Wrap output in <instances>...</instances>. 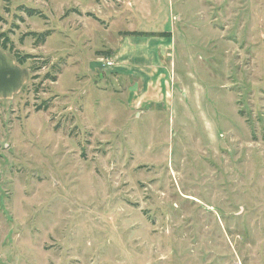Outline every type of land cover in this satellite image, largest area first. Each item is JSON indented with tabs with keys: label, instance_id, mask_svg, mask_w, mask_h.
I'll return each instance as SVG.
<instances>
[{
	"label": "rangeland",
	"instance_id": "rangeland-1",
	"mask_svg": "<svg viewBox=\"0 0 264 264\" xmlns=\"http://www.w3.org/2000/svg\"><path fill=\"white\" fill-rule=\"evenodd\" d=\"M170 32L166 79L103 51ZM0 34L38 56L0 88V264H264V0H7Z\"/></svg>",
	"mask_w": 264,
	"mask_h": 264
},
{
	"label": "crops",
	"instance_id": "crops-1",
	"mask_svg": "<svg viewBox=\"0 0 264 264\" xmlns=\"http://www.w3.org/2000/svg\"><path fill=\"white\" fill-rule=\"evenodd\" d=\"M3 0H0V13L3 11ZM138 34L137 32H131L128 33L130 36H133L135 34ZM166 33V32H163ZM151 39V38H150ZM154 40H158V45L155 47L154 43L148 44L149 47L144 49L142 45L139 47H136L132 50V48L127 45L128 42L123 43V40H121V43L119 47H113L112 45H107L104 47L103 51H113L115 53V57L118 61V68L119 70L126 72L128 74H137L139 71H141L143 65L142 63H150L149 61H146V56H149L151 60L153 61L154 67H153V74H158L159 78L161 79L160 76H164L166 79V75H170V69L172 70L173 67L175 66V57L174 56V36L173 33L170 32V36H160L153 38ZM151 42V41H150ZM142 44V43H139ZM143 49V50H142ZM147 50V51H146ZM173 52V54H172ZM146 53L148 55H146ZM134 55L135 60H132L131 57ZM136 55L139 57L144 56L146 59L140 63L136 58ZM172 58V60H171ZM150 60V59H148ZM171 60V65L169 66L168 62ZM114 64V63H113ZM171 67V68H170ZM149 68H152L151 66ZM175 68V67H174ZM28 71L25 70V68L21 65H19L14 58L13 55H11L9 52L0 50V88L3 90L6 89L7 91L9 90V87H14L15 83V76L19 75H28ZM10 76V77H8ZM29 77V75H28ZM168 77V76H167ZM24 83V82H22ZM161 84H163L160 81ZM25 87V86H24ZM17 90H14L13 92L7 94L4 98L0 97V101L2 99H12L14 95H17L19 91L22 89L23 90V85L19 86L16 88Z\"/></svg>",
	"mask_w": 264,
	"mask_h": 264
},
{
	"label": "trees",
	"instance_id": "trees-1",
	"mask_svg": "<svg viewBox=\"0 0 264 264\" xmlns=\"http://www.w3.org/2000/svg\"><path fill=\"white\" fill-rule=\"evenodd\" d=\"M7 0H3L4 3H6ZM5 10V8H4ZM20 10H22L25 14H27L28 17H42L45 18L44 15L37 11L36 9H30V8H25L21 7ZM51 31H46L43 33H28L26 36L33 37V40L35 41L36 46H43L46 43L47 38L51 35ZM135 34V33H132ZM0 50L9 52L11 55L14 56L16 59L17 63L21 66H24L29 62V60H35L38 58V56L30 55V54H25L22 55L18 51L15 50L13 44L11 43L10 39L8 38L7 35L5 34H0ZM45 65H48V61H44ZM31 70L33 69L32 66L30 68ZM35 69V68H34ZM57 71L59 72L60 69L57 68ZM50 78V77H49ZM52 80H55V77H51ZM46 104L44 105V108H46ZM43 107L39 106L38 110H41Z\"/></svg>",
	"mask_w": 264,
	"mask_h": 264
},
{
	"label": "built area",
	"instance_id": "built-area-1",
	"mask_svg": "<svg viewBox=\"0 0 264 264\" xmlns=\"http://www.w3.org/2000/svg\"><path fill=\"white\" fill-rule=\"evenodd\" d=\"M107 65L111 67L113 66V62H108Z\"/></svg>",
	"mask_w": 264,
	"mask_h": 264
}]
</instances>
